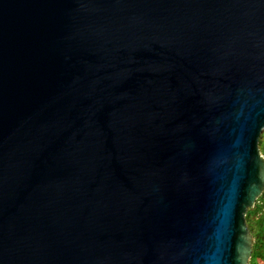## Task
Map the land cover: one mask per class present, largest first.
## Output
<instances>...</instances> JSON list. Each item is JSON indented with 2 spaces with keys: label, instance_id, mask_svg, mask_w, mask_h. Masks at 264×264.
I'll list each match as a JSON object with an SVG mask.
<instances>
[{
  "label": "water",
  "instance_id": "1",
  "mask_svg": "<svg viewBox=\"0 0 264 264\" xmlns=\"http://www.w3.org/2000/svg\"><path fill=\"white\" fill-rule=\"evenodd\" d=\"M263 129L264 0H0V264H248Z\"/></svg>",
  "mask_w": 264,
  "mask_h": 264
},
{
  "label": "trees",
  "instance_id": "2",
  "mask_svg": "<svg viewBox=\"0 0 264 264\" xmlns=\"http://www.w3.org/2000/svg\"><path fill=\"white\" fill-rule=\"evenodd\" d=\"M258 148L264 157V129L258 139ZM245 220L253 236L252 253L248 264H259V259L264 264V190L255 204L247 209Z\"/></svg>",
  "mask_w": 264,
  "mask_h": 264
},
{
  "label": "snow or ice",
  "instance_id": "3",
  "mask_svg": "<svg viewBox=\"0 0 264 264\" xmlns=\"http://www.w3.org/2000/svg\"><path fill=\"white\" fill-rule=\"evenodd\" d=\"M262 167H264V162H262ZM250 199H254V197H250ZM241 252L244 254V264H246L247 256L250 255V242L248 248H241Z\"/></svg>",
  "mask_w": 264,
  "mask_h": 264
},
{
  "label": "rangeland",
  "instance_id": "4",
  "mask_svg": "<svg viewBox=\"0 0 264 264\" xmlns=\"http://www.w3.org/2000/svg\"><path fill=\"white\" fill-rule=\"evenodd\" d=\"M258 263H259V264H263V261L259 259V260H258Z\"/></svg>",
  "mask_w": 264,
  "mask_h": 264
}]
</instances>
